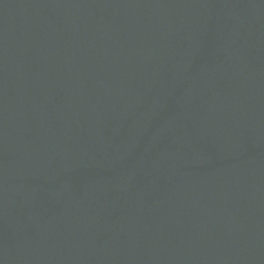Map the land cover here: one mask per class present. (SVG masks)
<instances>
[{"label":"water","instance_id":"95a60500","mask_svg":"<svg viewBox=\"0 0 264 264\" xmlns=\"http://www.w3.org/2000/svg\"><path fill=\"white\" fill-rule=\"evenodd\" d=\"M0 264H264V0H0Z\"/></svg>","mask_w":264,"mask_h":264}]
</instances>
